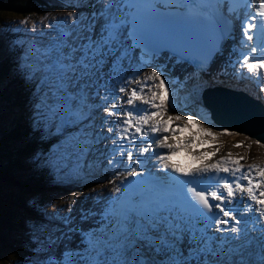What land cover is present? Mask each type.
Here are the masks:
<instances>
[{
  "label": "snow or ice",
  "instance_id": "6c2138e0",
  "mask_svg": "<svg viewBox=\"0 0 264 264\" xmlns=\"http://www.w3.org/2000/svg\"><path fill=\"white\" fill-rule=\"evenodd\" d=\"M166 2L167 0H95L94 4L90 5L93 11L87 17L80 19L76 13L67 14L72 21V30L58 31L47 45L41 48L34 47L28 54V59L32 61L30 65L32 78H39L37 111L40 117L49 124L55 125L59 122L61 126L89 122L80 129V135L74 138L77 142L75 146L78 164L80 158L86 156L99 139L91 120L92 113L88 110L87 100L91 96L89 90H95L99 96L98 85L103 79L108 94L102 99L106 101L114 94L113 90L107 88V84L113 73L118 75L116 70L122 69L123 61L128 56L127 49L131 46L130 41L147 49L145 56L149 52L155 54L150 47V37L138 24L141 13L136 6ZM242 3L245 7L251 8L256 0H242ZM20 23L24 24L26 21ZM32 31H35V26ZM241 31L242 46L250 50L241 53L242 59L238 63L241 68L246 67L250 73H259L260 70H264V0H258L255 10L245 14ZM250 41L255 43L249 45ZM109 58H112V72L104 73L102 69L109 63ZM202 62L197 61L198 64ZM148 81H158L154 83L156 91L151 92V99L141 95L144 87L148 86ZM128 82L139 84V90L132 88L128 92L127 100L123 102L131 107L121 109V104H109L103 108L104 113L108 117L117 115L118 119L102 120L113 125L118 123L119 130L109 126L107 132L126 139L133 149L137 144L145 143L143 139L137 141L135 136L127 135L129 129L133 127L135 133L153 143L140 148L139 154L131 149L125 153L124 147L120 146L122 141L112 139V158L107 160V164L131 170L116 172V176L121 179L112 188L110 197L112 203L107 205V210L103 214L102 227L90 230L87 235L82 236V248H67L61 253L60 258L50 256L45 264H264V191H260L259 195L255 192V189L261 187V180H264V167L250 164L247 172H242L243 165L239 163V159L232 160L229 154L214 163L184 169L169 163L167 154H161L157 160L162 168L172 169L179 174L171 179L179 184L182 199L149 195L139 179L144 173L136 170L137 167H142L140 154L153 148L155 142L169 152L173 151V145L167 143L168 136L158 139L151 134L161 131L175 134L177 129L168 127L170 121L183 120L193 123L198 121L194 120L192 115L187 117L169 115L167 120L163 118L170 108L174 109V101L170 96L169 86L166 85V79L155 66L142 81L137 73V76L130 78ZM126 91H128L126 87L119 88L120 93ZM137 100H142L143 104L150 105V108L137 105L135 103ZM157 100L159 103H156ZM151 108L155 111H151ZM141 112H150V115H139ZM150 121L151 126L144 130L141 126L148 125ZM201 131L209 136L217 135L211 128L201 126ZM219 134L237 133L222 129ZM261 139L255 142L264 147ZM133 164L136 166L133 167ZM230 164L234 165L231 177H209L215 179L218 187L226 190V196L216 190H198L197 177L213 171L228 173ZM253 169L261 180L254 182L248 175ZM180 176L191 179L181 180ZM127 177L137 178L132 180L135 186L125 183L128 181ZM242 180H247V186L241 182ZM236 189L242 193L246 192L250 200L257 205L254 208L257 214L254 220L250 216L253 204L245 202L243 212L229 207L236 202ZM210 199L219 203H212ZM240 199L243 201V196ZM72 203L73 201H69L67 205L69 211ZM221 213L228 219H222ZM213 222L216 226L214 230ZM58 239L59 237L51 234L47 237L51 244H55Z\"/></svg>",
  "mask_w": 264,
  "mask_h": 264
},
{
  "label": "rangeland",
  "instance_id": "374dc122",
  "mask_svg": "<svg viewBox=\"0 0 264 264\" xmlns=\"http://www.w3.org/2000/svg\"><path fill=\"white\" fill-rule=\"evenodd\" d=\"M72 1L74 2V0ZM77 1L80 2L82 8L84 9L85 2H83V0H77ZM74 9H75V5L61 7V8L52 10L49 13L51 15L48 14L47 16H44V17L43 16L41 17L40 16H25L23 18H19L15 16L14 14H1L0 15L1 16V19H0V43H1L0 61H5L6 59L5 57H7L9 53H14L16 58L19 61L18 68L16 70H17V73L21 76V71L23 68H25L26 64H30V65L32 64V61L28 59V54L33 49L31 48V46L38 48L40 45L42 46L44 44L47 45L49 41L55 35V32L65 31L64 28H58L55 31L51 23V20L56 21L57 19H60L61 16L63 18L65 17L67 13H70V12L78 13V10H74ZM38 20L39 21L43 20V22L46 20L47 21L45 23H40V22H37ZM20 21H26V23L21 24ZM49 24H51V28H49ZM33 26H35V31H32ZM43 30H46L49 33V37L46 42L43 40V37L45 36L43 37L41 36L38 38L35 35L37 33H41L43 35L44 34ZM30 65H27L28 69L26 68L28 73H31ZM34 80L35 82H33L34 83L33 88H35V90H37L38 92L39 91V88H38L39 79L37 80L34 79ZM89 91L92 92L91 89ZM251 93L257 96L258 99H260L264 103V100H263L264 97L260 94L259 91L252 89ZM37 98L38 97H36L35 99L29 102L30 104L29 108H31L30 110L31 114L28 115L27 118H24V122L29 123V125L31 126H34L35 124H37L38 120L43 121V119L40 117L37 111V108L39 106ZM191 99L190 100L192 103V107L195 111V112H192L194 120L198 121L200 117L202 119L201 122H203L204 126H206L204 124L206 122L207 128H211L213 133H217V135L212 136V140L213 142L216 143V149L218 150L217 151L218 156H220L221 154H224L225 156L231 154L232 156H237L236 159H239V158L243 159L245 163L257 161L259 163L264 164V147H261L260 144H257L254 141V139H250L246 137V135L245 136L241 135V137H239L236 135L219 134L221 130L224 128L214 125L213 122L209 120L210 119L209 115L208 116L206 115L209 112L204 106H202L199 98L192 96ZM203 115L206 116L207 120L204 119ZM11 116L12 115H9V117ZM91 120L93 121V119ZM88 123H89L88 121H85V123L82 125L81 124L76 125V124L69 123L63 126H61L59 122H57L55 125L47 123L46 125L47 128L51 127L49 132L55 136L56 141L62 142L64 144L63 148L66 147L68 142L73 143L71 145V150H70L71 156L69 157V160L66 162V164L61 165L62 161L65 162L66 160H65V156L55 151L57 150V148L53 149L52 150L53 152L44 153L42 156H36V154H33V155L31 154V157L27 155V156L21 157L20 159L23 163H27L28 165L33 162L37 163V166L44 169L47 174L52 175L54 177V181L58 184L67 183V186H69L68 181H70V179H76L81 182L80 185L75 186L72 190L67 191L53 198V200H51L47 204V207L45 206V208L41 209L42 216H39L40 214H36V217H35L36 220L32 219V216H29V215L26 216L27 218H23V224H22L23 229H21L20 233H23V235L26 236V238L31 237L32 239H34L33 235L35 234L37 228L40 227V226L32 225V223L36 222L39 224H42V223L45 224V229L43 228V231L41 232L43 234V237L41 236L35 237V240L37 241L38 246H39L37 261L35 262V264H45V261L47 258H49L50 256L53 258H57L55 256L59 255L60 251L63 252L64 251L63 249L67 248L69 244L68 241L70 240V235L74 233L73 229L71 228L75 227L73 222H68V224L71 225V227L69 228L68 226H66L67 225L66 221L63 220L64 215H67V211H68L67 205L69 201H73L72 203V210H73L74 208L77 207V205L80 202H83L85 200V197H83L82 195L86 194L85 191L87 190V188H88V192L94 193L93 197H96L95 191H98V188L100 189L102 188L99 191L100 196H102V194L105 192L103 188L105 187L109 188L108 187L109 182H107L108 180L99 181L101 180V178L99 180L93 179L90 181V183L95 182L97 183V185H91V184L86 185L87 182L85 181V179L87 175L82 174L81 170L83 169L85 171H88L90 169L92 163H89V161L86 159H90V161L92 162L93 161L92 153H89L88 156L81 157L82 160L80 158L79 164L77 163V149L75 146L77 142L74 138L80 135V129L82 127L87 126ZM0 124L4 125V122L0 121ZM96 125L97 124L95 123L94 124L95 128H96ZM208 125H211V126H208ZM62 127L67 131V134L62 132V130L60 129ZM95 132H96V129H95ZM237 134H240V133H237ZM68 137H70V139H68ZM209 138L210 136L208 135L207 139ZM13 146L14 145L12 144L9 146V148H13ZM92 151H93V148H92ZM14 155H15L14 157H18L16 152L14 153ZM62 166H64L65 169H61ZM94 170L95 168H93L92 171ZM18 174H21V173H18ZM18 174L15 173V176L17 177ZM48 183H51V182H47V184ZM39 212H40V208H39ZM68 213L70 216L71 212H68ZM38 218H40V220ZM76 218H77L76 220L79 222V217L77 216V214H76ZM72 220L74 222H77L73 218ZM19 221L20 220H18V222ZM62 221L64 224H62ZM87 227H89V224ZM18 233L19 231H16L15 235L17 236ZM50 234L54 237H59V239L56 240L55 244H51L48 242L47 237ZM61 245L63 249H61ZM71 245H73V243H70V246ZM0 264H34V263L30 262L29 259H27L26 257L20 256V254H18V251H16V253L12 257H10L9 254L0 255Z\"/></svg>",
  "mask_w": 264,
  "mask_h": 264
},
{
  "label": "trees",
  "instance_id": "16d2710c",
  "mask_svg": "<svg viewBox=\"0 0 264 264\" xmlns=\"http://www.w3.org/2000/svg\"><path fill=\"white\" fill-rule=\"evenodd\" d=\"M57 1L0 0V15L44 17L52 11ZM43 20L37 22L42 23ZM8 55L5 61H0V121L4 122V125L0 124V255L9 254L12 257L18 251L20 256L30 259L38 255L39 246L35 237H43L41 232L45 224L32 223L40 227L33 235L34 239L26 238L20 233L23 218L29 215L36 220V214L42 216V208L47 207L56 196L72 190L74 184H70L73 185L71 187L58 184L37 163L31 161L33 163L28 165L20 160L27 155L42 156L52 152L56 138L42 121L34 126L24 122V118L31 114L29 102L35 99L31 88L33 79L28 81L25 72L20 76L16 70L18 59L15 54ZM12 144L13 148H9ZM15 152L18 157H14ZM15 173L21 174L16 177ZM16 231H19L17 236Z\"/></svg>",
  "mask_w": 264,
  "mask_h": 264
},
{
  "label": "bare ground",
  "instance_id": "6f19581e",
  "mask_svg": "<svg viewBox=\"0 0 264 264\" xmlns=\"http://www.w3.org/2000/svg\"><path fill=\"white\" fill-rule=\"evenodd\" d=\"M89 1L90 0H86L85 1V6H84L85 8L84 9H86L87 4L89 3ZM230 57L231 56H230V54L228 52L227 47L222 48L221 53H219V55L217 56V60L215 61L214 65H213V70H217L219 65H223V66L227 65L229 63ZM153 65L156 67L157 70H160L162 72V77L166 79V85L169 86V93H171L175 97H178V99L180 98V96H182V98H180L179 101L177 102L178 107L181 106V105H186L188 103V101L191 99L192 96L193 97L194 96L198 97L200 92H202V90L208 85L209 86L213 85V86H217V87H225V86H229L230 87L232 84H235V85H238V86H242L243 89L248 90V91H250L252 89V86H253L252 84H251V86H247L244 83L236 82L234 79L231 80L228 75H226V76H220L219 75V76H216L217 78L215 77V75H213L214 78H207V77H204V76L198 78L196 75H194V73H192V71L189 70V68H187L185 65H181L179 63H176L173 59L164 58L163 62H160L159 60L154 59L153 60ZM27 69H28V66H27ZM102 71L104 73H108V65H105L104 68L102 69ZM144 72L145 71L143 70V72L141 74V78H140L141 81L143 80ZM259 78H260V80H262V79L264 80V73L260 74ZM154 83H158V81H156V82L148 81L147 82L148 86H146L145 89L147 90L149 88V86H151V85L154 86ZM188 85H189V87H188ZM263 88H264V86H263ZM145 92L142 95L144 97H145ZM234 92L235 91H230V89L223 88V92L221 91L220 96H223V95L226 96V98L223 99V102H225V103H223L224 107L220 108L218 110L220 112H222L223 114L227 115L229 117V119H230V122L233 121V122H235V123H237V124H239L241 126H247V124H246L247 122L254 123V116L252 114H250V113L245 112L243 110V108L241 107L242 102L246 101L245 95H243V94H233ZM262 92H264V91L262 90ZM184 93L188 94V96H187L188 99L187 100L185 99V97H183ZM217 93L218 92H214L213 94H217ZM148 95L151 96V94L149 92H147V96ZM93 102H94V104H96V99L93 100ZM204 107L206 109L208 108L207 105H204ZM88 110L92 113L91 118L95 114L101 112V108L96 107L95 105H92V104H88ZM208 112L209 113L206 114V115L207 116L209 115V118H210L209 120L214 122L211 112L210 111H208ZM115 117L118 118L117 115H115ZM164 117H165V115H164ZM218 117H220V116H218ZM95 123H96V121H95ZM191 123H193V122L191 121ZM148 128L149 127H147V129ZM260 128H261L262 131H264V129L262 127H260ZM196 130H197V132L195 133V137H197L200 141L205 142L206 139L208 138V134H204V132L201 131V128H196ZM105 131H107V127L103 126L102 129H101V133H100L98 142L95 143L96 146H99L101 143L103 144V143H105L108 140V139H105V137H106L104 135ZM183 132H185V130H183ZM234 133H239V132L234 131ZM158 135H159V137L162 136V139H163L164 136H168L167 143L173 145V151H174L175 145H174V143L172 141V138L169 135V133L168 132L165 133V132L161 131V132L158 133ZM190 135L191 134H189L188 136H190ZM235 135L241 137V135L245 136L246 134L240 133V134H235ZM159 139H161V138H159ZM176 139H178V138H176ZM182 139L186 140V137L183 136ZM253 139H254V141L257 140L255 138H253ZM200 141L197 140L195 142V144L197 145V148H198L199 151L203 152L204 150H210V148L208 146L206 147L205 145L200 144ZM159 148L162 149V154L169 152V150L166 149V148H162L161 146ZM100 152L101 151L98 150V153L95 154L92 151H90V152L87 153L86 156H88L89 153H92V157H93L92 160L97 158L98 159L97 162H99L101 157H102ZM177 152L181 153V148L180 147H178ZM103 154L104 155L105 154L106 155L109 154V151H108L107 148L105 149ZM220 156H225V155L221 154ZM82 157H85V156H82ZM81 160H82V158H81ZM86 160H88L89 163H92L90 161V159H86ZM86 160H85V162H86ZM252 163H253V161L251 162V164ZM85 172H87V171H85L83 169L81 170V173H85ZM94 172H95V170H94ZM101 178H103V177H101ZM105 178H108L107 182L113 181V178L109 174L107 176H105ZM103 198H104V196H103ZM68 212H71L69 217H71L75 221H77L76 220L77 219L76 218V208H74L73 210L71 208L70 211L68 209ZM78 223H80L79 225L85 227L86 229H88L91 226V224L89 223V227H87L88 223L83 222L80 219H79ZM71 229H73V231H76L77 225H75V227L71 228ZM61 249H63L62 245H61Z\"/></svg>",
  "mask_w": 264,
  "mask_h": 264
},
{
  "label": "water",
  "instance_id": "95a60500",
  "mask_svg": "<svg viewBox=\"0 0 264 264\" xmlns=\"http://www.w3.org/2000/svg\"><path fill=\"white\" fill-rule=\"evenodd\" d=\"M221 91L223 92L222 88L221 89L209 88L206 89L205 92L203 93L204 104L207 105L208 108L213 112L212 115L220 116L217 119V123L233 131L247 134L255 139H261L262 137H264V131H262L260 128L262 127L264 129V107L246 93L241 91H235L233 94L245 95L246 101L242 102L241 107L245 112L250 113L254 116V123L247 122L246 123L247 126H241L233 121L230 122L229 117L218 110L224 107L223 103L225 102H223V99L226 98L225 95L220 96ZM214 92H218V93L213 94ZM261 143L264 144V139H261Z\"/></svg>",
  "mask_w": 264,
  "mask_h": 264
}]
</instances>
